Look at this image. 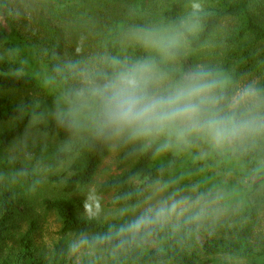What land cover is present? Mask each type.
<instances>
[{"label":"trees","instance_id":"1","mask_svg":"<svg viewBox=\"0 0 264 264\" xmlns=\"http://www.w3.org/2000/svg\"><path fill=\"white\" fill-rule=\"evenodd\" d=\"M151 1L139 2V30L144 34L153 32L160 20L154 14H147ZM202 1L210 8L192 18L197 28L195 33L184 24L177 8L163 7V24L172 32L179 33L194 52L187 54L183 47L176 44L165 51L160 50L155 57L156 68L176 86L187 84L201 74H207L203 76L204 80L216 82L212 91L216 103L208 105L204 102L201 105L205 118L214 113L235 114L237 118L249 114L264 117V75L252 84L261 106L258 109L232 107L233 98L246 74L251 75L257 68H264V57L258 63L257 51L254 50L258 44L264 43V0ZM10 11V0H0V51L6 52V57H0V172L15 174L20 171L18 164L9 160L6 154L30 128L61 143L75 136L81 138L67 150L39 146L32 150L36 164L49 166L52 171L63 164L70 165L63 175L66 180L61 186L62 196L43 198L40 203L46 212H53L60 220L62 238L54 245L50 255L35 257L34 235L39 229V221L33 219L28 231L17 241L19 253L4 255L3 249L8 246L14 231L18 230L17 221L23 218L16 207L17 194L25 204H32L24 199V194L40 186L41 177L36 172H25L20 177L19 186L11 188L15 194L6 192V195L0 196V264H76L70 258V236L81 240L90 251L106 253L111 264H229L216 259L224 255L246 260L249 264H264V246L256 249L247 227L240 229L235 239L219 238L207 233L195 218L186 217L177 227L161 222L133 235L120 232L129 223L125 219L106 222L79 216L77 201L69 196L92 184L100 166L110 156L117 134L97 131L95 116L98 105L92 92L86 93V102L82 104L77 92L70 86L73 81L71 74L62 73L57 59L52 56L49 70L61 80L62 91L71 108L57 110L32 98L19 99L21 93L37 88L41 77L38 64L23 48L17 32L4 27L9 21ZM226 19L237 23L227 38L229 51L225 52L226 59L219 66L203 65L200 68L197 51L206 47ZM120 32L121 28L114 27L104 38L107 60L103 71L94 76L97 85L146 55L144 48L138 46L130 50L128 59L124 60ZM261 55L264 56V53ZM165 56L175 61L179 68L167 63ZM150 91L157 93L154 82ZM181 128L182 125L139 137L122 132L116 148L121 174L103 183L99 194L114 195L116 207L131 209L149 195L157 181L163 182L171 192L196 186L200 191L209 189L213 193L211 198H216L221 192V199L227 205H240L241 215L250 224L254 222L264 213V132L225 142V152H222L209 143L205 133L199 136L186 130L181 135ZM183 141L207 150L208 156L201 158ZM208 167L234 172L248 186L223 183L208 171ZM252 176L256 179L252 180ZM55 181L59 179L49 178L50 184ZM82 264L94 263L85 257Z\"/></svg>","mask_w":264,"mask_h":264},{"label":"rangeland","instance_id":"2","mask_svg":"<svg viewBox=\"0 0 264 264\" xmlns=\"http://www.w3.org/2000/svg\"><path fill=\"white\" fill-rule=\"evenodd\" d=\"M141 0H10L11 11L9 21L4 24L7 30H15L22 42L23 48L30 52L38 64V72L41 82L37 88L23 92L19 95L20 100L32 98L38 103L49 106L57 110L71 108L68 99L62 91L61 80L53 75L49 70V59L54 57L62 68V73H70L73 81L70 86L77 92L81 103L85 104V95L91 92V89L97 85L94 82L96 73L103 71V66L107 60V53L104 44L105 36L113 30L114 27L121 28L119 37L120 46L124 60L130 55V50L141 46L145 50V57L138 61L149 60L154 65V84L157 93L164 94L167 90L176 87V85L155 66V57L160 50L146 45L140 39L144 35L139 30L138 7ZM199 4L200 10L194 11L192 5ZM173 6L181 14L184 24L193 32L197 31L196 26L191 21L198 14L207 11L210 6L202 0H152L148 6L147 14L155 15L159 18V24L152 33L163 35L173 34L162 22L161 15L164 8ZM264 19V13L262 15ZM237 23L233 19H226L222 22L212 40L197 54L200 59L199 67L203 65H221L226 59V51H229L227 38L236 28ZM149 33V32H148ZM147 34V33H146ZM187 54L192 51L186 44L185 39L180 35L179 43ZM257 61L261 62L264 56V43L258 44ZM0 57H6V52L1 50ZM169 64L176 65L175 61L169 57H164ZM261 70V71H260ZM256 69L251 75L246 74L239 84L237 93L233 98L232 107L238 106L251 107L258 109L261 101L255 94L250 103H237L244 89L252 87L264 75L263 69ZM208 105L216 103V97L209 94L205 101ZM186 127L182 125V128ZM196 135H202L203 131L187 130ZM122 133L117 134L110 156L100 166L97 175L92 184L69 196L70 199L77 201L78 215L84 218H96L106 222L117 219H125L130 222L140 216L147 209L157 206L164 200H184L185 203L180 206L177 214L170 219L162 222L170 227H177L186 217L195 218L200 226L209 234L219 238L235 239L238 231L244 227L250 228V238L256 249L264 246V213L254 222L249 223L248 219L241 215L240 205L230 206L221 199L223 194L218 192L216 198H211L213 193L206 189L200 191L196 186L184 188L179 191H169L163 182L157 181L149 195L135 208L122 209L114 205L116 198L114 195H101L99 189L101 185L112 178L117 177L119 171V154L116 151L117 141ZM81 137L75 136L68 142L61 143L55 138H50L34 131L30 128L26 134L7 152V158L18 164L20 171L15 174H5L0 172V196L6 195V192L14 193L21 180V176L26 173L36 172L40 178L39 189L28 190L25 193L26 201L32 204H25L21 196L17 194L18 203L16 207L20 210L23 218L17 221L18 230L10 237L8 246L3 249L4 255H16L19 253L17 241L25 235L29 229V223L33 219L39 221V229L34 235L35 252L34 256L41 254L46 256L56 243L62 238L60 234L61 222L53 212H46L40 205L43 198H55L62 196L61 186L66 178L63 176L69 170L68 164H63L60 168L52 171L49 166H40L36 164L33 155L34 147L59 148L67 150ZM209 143L225 152L223 143L217 145L210 138ZM186 146L193 148L198 156L205 158L208 151L201 147L190 146L183 141ZM208 171L214 173L226 184L234 183L238 185H247L245 180L231 171H223L208 167ZM71 173H69V176ZM13 180H11V178ZM56 177L59 181L50 184L49 178ZM256 176H252V180ZM60 184V185H59ZM24 193V192H23ZM23 195V196H24ZM250 224V225H249ZM71 243L70 258L76 264H82L85 257H89L94 264H111L109 256L106 253H96L90 251L85 244L74 236L69 237ZM223 262L229 264H249L246 260L231 257L218 256Z\"/></svg>","mask_w":264,"mask_h":264},{"label":"clouds","instance_id":"3","mask_svg":"<svg viewBox=\"0 0 264 264\" xmlns=\"http://www.w3.org/2000/svg\"><path fill=\"white\" fill-rule=\"evenodd\" d=\"M192 7L194 11H199L201 6L193 4ZM179 36V33L163 35L149 32L140 39L146 45L165 51L179 43ZM204 75L207 74L169 89L166 94H159L150 91L154 81L153 62L145 60L125 65L103 84L91 89L98 105L95 116L97 131L114 134L127 131L133 137H139L185 125L180 129L181 135L186 130L203 131L217 145L264 132V117L256 114L237 118L235 114L214 113L205 118L201 105L209 98L216 82L204 80ZM254 96L255 89L249 86L244 89L237 103H250ZM184 203V200L174 199L161 201L127 223L120 232L138 234L170 219Z\"/></svg>","mask_w":264,"mask_h":264}]
</instances>
